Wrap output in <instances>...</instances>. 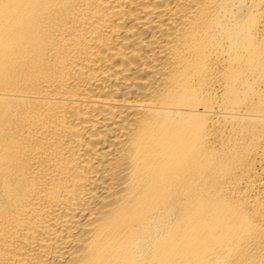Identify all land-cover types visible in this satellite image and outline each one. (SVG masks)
I'll return each instance as SVG.
<instances>
[{"label":"bare ground","instance_id":"1","mask_svg":"<svg viewBox=\"0 0 264 264\" xmlns=\"http://www.w3.org/2000/svg\"><path fill=\"white\" fill-rule=\"evenodd\" d=\"M0 264H264V0H0Z\"/></svg>","mask_w":264,"mask_h":264}]
</instances>
